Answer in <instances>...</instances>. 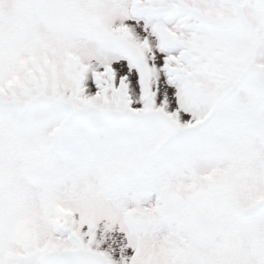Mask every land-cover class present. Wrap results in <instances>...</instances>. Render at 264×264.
I'll list each match as a JSON object with an SVG mask.
<instances>
[{
    "label": "snow or ice",
    "instance_id": "snow-or-ice-1",
    "mask_svg": "<svg viewBox=\"0 0 264 264\" xmlns=\"http://www.w3.org/2000/svg\"><path fill=\"white\" fill-rule=\"evenodd\" d=\"M0 264H264V0H0Z\"/></svg>",
    "mask_w": 264,
    "mask_h": 264
}]
</instances>
